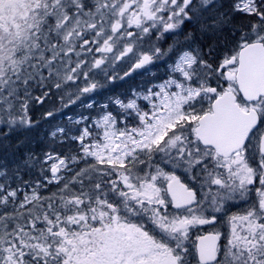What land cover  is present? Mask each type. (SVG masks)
<instances>
[{"label":"snow or ice","instance_id":"obj_1","mask_svg":"<svg viewBox=\"0 0 264 264\" xmlns=\"http://www.w3.org/2000/svg\"><path fill=\"white\" fill-rule=\"evenodd\" d=\"M0 264H264V0H0Z\"/></svg>","mask_w":264,"mask_h":264}]
</instances>
